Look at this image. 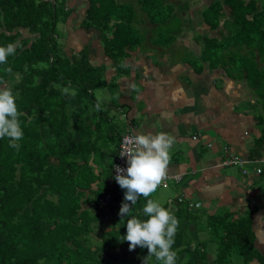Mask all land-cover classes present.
<instances>
[{
    "label": "trees",
    "instance_id": "1",
    "mask_svg": "<svg viewBox=\"0 0 264 264\" xmlns=\"http://www.w3.org/2000/svg\"><path fill=\"white\" fill-rule=\"evenodd\" d=\"M191 1L169 0L160 11L151 6L160 0H140V6L160 25L173 14L181 17L177 4L189 11ZM207 1L199 13L201 21L211 29L223 21L228 34L222 40L205 37L202 59L211 67L231 61L233 73L254 89L264 111V1ZM90 2L83 25L100 27L106 52L122 60L126 48L141 41L132 17L121 12L133 6L119 7L114 0ZM71 13L67 0H0V46L18 44L15 55L0 64V88L11 82L13 92L19 93L16 103L23 114L19 119L24 133L19 150L9 147L8 138L0 139V264H144L148 249L137 246L130 251L123 239L128 219H147L142 209L149 198L140 197L130 214L121 217L126 190L116 186L113 202L102 207L99 199L110 190L109 184L94 188L101 174L94 171L90 156L98 147L101 122L92 125V118L101 120L103 114L94 91L104 80L84 54L79 59L67 56L59 23ZM176 38V32L169 36L160 31L156 36L159 45ZM64 88L69 89L67 94ZM85 100L88 104H82ZM89 106L94 112L86 115ZM257 125L249 166L264 160V112L257 115ZM196 211L185 204L174 213L179 220L175 264H209L207 244L195 243L190 232L193 227L197 232L203 227L213 229L219 220L230 227L217 240L214 264H231L234 257L248 264L256 253L250 220L204 217ZM258 256L264 264V255ZM147 264L162 262L151 257Z\"/></svg>",
    "mask_w": 264,
    "mask_h": 264
},
{
    "label": "crops",
    "instance_id": "2",
    "mask_svg": "<svg viewBox=\"0 0 264 264\" xmlns=\"http://www.w3.org/2000/svg\"><path fill=\"white\" fill-rule=\"evenodd\" d=\"M114 1L119 7L133 6L121 12L132 17V27L139 30L141 37L139 44L126 48L127 56L122 60L116 61L106 52L100 27L83 25L90 0H67L72 13L60 22L63 27L59 25L67 56L79 59L84 54L104 80L97 89L98 96L94 91L99 112L103 113L101 120L95 115L92 118V125L101 122L98 147L90 156L94 171L101 174L94 188L107 183L103 178L107 170L110 187L124 133H168L175 143L164 180L168 184L159 186L168 193H159L160 188L148 198L168 206L173 214L180 205L193 204L191 208L204 217L229 215L233 221L250 220L256 253L248 264H262L258 254L264 255V173L258 174L257 168L264 161L246 165L247 174L238 166L222 165L233 155L249 158L251 144L259 133V97L242 76H234L233 63L211 67L201 57L205 37L222 40L228 34L224 22L217 29L202 22L191 28L192 15L181 8L177 11L181 23L174 29V14L159 25L142 10L140 0ZM197 13L200 12L193 14ZM160 31L169 36L176 32L177 38L159 45L156 36ZM183 51L187 53L181 54ZM256 103L254 112L251 107ZM109 157L113 158L111 163ZM196 233L192 230L194 238ZM215 257V251L210 250L209 264H214ZM234 258L231 264H245L241 257Z\"/></svg>",
    "mask_w": 264,
    "mask_h": 264
},
{
    "label": "clouds",
    "instance_id": "3",
    "mask_svg": "<svg viewBox=\"0 0 264 264\" xmlns=\"http://www.w3.org/2000/svg\"><path fill=\"white\" fill-rule=\"evenodd\" d=\"M17 47V43L0 46V64H6L8 57L15 55ZM7 71L10 73L11 68ZM62 91L67 94L69 89L64 88ZM72 94L75 95L74 92ZM18 96L19 93H14L6 84L0 88V139L8 138L9 147L16 150L20 147L18 141L24 136L19 119L23 114L18 111L16 103ZM174 143V137L165 132H149L125 138L126 147L120 155L127 157L128 167L115 166V180L126 190L125 202L119 213L121 217L128 216L131 207L141 196L148 198L166 180L171 160L170 150ZM142 211L146 220L136 216L127 220V234L123 240L129 242V250H135L137 246L147 248L148 256L144 264L151 257L162 264H175L177 253L173 245L179 220L169 209L153 199H147Z\"/></svg>",
    "mask_w": 264,
    "mask_h": 264
},
{
    "label": "rangeland",
    "instance_id": "4",
    "mask_svg": "<svg viewBox=\"0 0 264 264\" xmlns=\"http://www.w3.org/2000/svg\"><path fill=\"white\" fill-rule=\"evenodd\" d=\"M169 0H160V2L159 3H155V2H153V3H151V6L152 7H155V8H158V11H160L159 9H160V7H164V2H165V4L168 2ZM176 2H180V0H175ZM261 1H264V0H259V2H261ZM192 2V4H191V8L189 9V13L192 15L191 16V18L189 19V22L191 23V28H195V26L197 25V24H200V22H202V23H204L203 21H201L202 20V18H201V16H200V14L199 13H197V14H193L196 10L197 11H199V10H201L207 3H208V1L207 0H192L191 1ZM175 7L177 8V11H179V9H181L182 7L180 6V5H175ZM162 12V11H161ZM200 12V11H199ZM181 23V19L178 17V16H175V18H174V22L172 23V27L174 26V25H176V24H180ZM60 25V27H63L64 26V24L63 23H60L59 24ZM194 32L195 33H197V31H195L194 30ZM187 53V51H183L181 54H183V55H185ZM190 57L191 58H194V53H192L191 52V55H190ZM228 62H231V61H228ZM234 76H236V75H234ZM7 86H11V82H6L5 83ZM5 84H3V85H5ZM3 85H2V87H3ZM99 90V89H98ZM97 89L95 90V94L98 96V94H99V91H98ZM82 104H88L87 103V100H85V101H83L82 102ZM252 106H254V107H251V108H253L254 109V112L256 111V109H257V103L256 104H253ZM96 110V109H95ZM98 110V109H97ZM92 112H94V110H92L91 109V106H89L88 108H87V111L85 112V114L86 115H88V113H92ZM261 112V106H260V104H259V102H258V109H257V112H256V115L257 114H259ZM82 118H83V120H85L86 118H85V116L84 115H82ZM72 128V130H74V128H73V126L71 127ZM118 153V152H117ZM117 153H116V155H117ZM99 158H97V160H98ZM109 159V161H110V163L113 161V158L112 157H109L108 158ZM254 166V165H253ZM259 166H262V167H264V164H260ZM109 176H110V173H109V170H107L106 172H103V178H104V180L106 181V182H108V179H109ZM119 184H116L114 187H113V191H114V189H115V187L116 186H118ZM102 186V185H101ZM162 189V191H161V189ZM158 189H160V191H159V193H168V190L166 189V188H163V187H158ZM110 190H111V187H110ZM112 202H113V200H112ZM112 202H110L108 205H106V206H103L101 203H100V206H102V207H108ZM162 203L163 204H165L166 203V200H163L162 201ZM89 205H92L91 203H89ZM193 204H191V206H192ZM219 218V217H218ZM108 219V218H107ZM229 219H232L231 218V216L229 217ZM213 229L211 228V229H209L208 227H203V228H201V230L200 231H198L197 233H196V237L195 238H193V240H194V242L195 243H197V242H200V241H205V243L207 244V247H208V249L209 250H213V251H215V253H216V250H217V246H218V244H219V242L217 241V240H219V238L223 235V232H224V230L226 229V228H228V227H230V225H224L223 224V222H221L220 220L219 221H217L215 224H213ZM193 230L194 231H197V229L195 228V227H193ZM191 234H192V230H191V232H190ZM232 250V249H231ZM233 258V257H232ZM234 261H235V259H234Z\"/></svg>",
    "mask_w": 264,
    "mask_h": 264
},
{
    "label": "built area",
    "instance_id": "5",
    "mask_svg": "<svg viewBox=\"0 0 264 264\" xmlns=\"http://www.w3.org/2000/svg\"><path fill=\"white\" fill-rule=\"evenodd\" d=\"M135 135H137L136 133L134 132H126L122 135L121 137V140H120V143H119V148H118V153L116 155V160H115V163L113 165V168H112V180H111V183H110V187H111V190H109L104 196H102L100 198V203L103 205V206H106L108 205L110 202H112L113 200V187L118 184L115 180V176H116V170H115V166H119L121 168H127L128 165H127V157H122L120 155L121 152H123L125 150V147H126V144H125V138L126 137H134ZM264 161V160H263ZM249 163V160L247 158H244L240 155H233L232 158H229V159H225L223 162H222V165H232V166H239L243 173L244 174H247L248 173V170L246 168V165ZM261 169L260 168H257V172L258 174L261 173ZM164 184H168L167 181L164 182Z\"/></svg>",
    "mask_w": 264,
    "mask_h": 264
}]
</instances>
